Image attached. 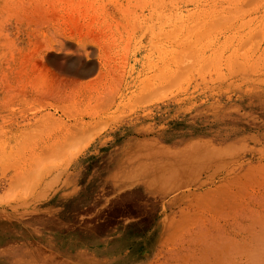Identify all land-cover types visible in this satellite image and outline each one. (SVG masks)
<instances>
[{
  "label": "rangeland",
  "instance_id": "obj_1",
  "mask_svg": "<svg viewBox=\"0 0 264 264\" xmlns=\"http://www.w3.org/2000/svg\"><path fill=\"white\" fill-rule=\"evenodd\" d=\"M127 7L0 0V264L113 263L109 255L138 263L155 210L125 175L144 148L118 134L167 101L174 138L220 152L213 168L264 155V0H172L170 89L148 92L147 58L137 90L100 112L103 83L90 80L123 53ZM70 59L75 70L93 65L73 91ZM261 167L252 162L240 173L255 168L258 179Z\"/></svg>",
  "mask_w": 264,
  "mask_h": 264
},
{
  "label": "bare ground",
  "instance_id": "obj_2",
  "mask_svg": "<svg viewBox=\"0 0 264 264\" xmlns=\"http://www.w3.org/2000/svg\"><path fill=\"white\" fill-rule=\"evenodd\" d=\"M126 13L123 53L110 69L99 65L90 80L103 83L101 97L96 100L100 112L117 108L128 94L137 90L138 77L140 71L143 72L140 69L149 62L153 72L145 80V85L151 89H145L146 92L158 89L156 92L160 93L163 86L164 91L170 89L166 87L172 80V0H128ZM44 40L53 43L47 36ZM145 59L148 62L142 63ZM75 65L70 59L67 71L76 77L69 79L71 91L78 86L77 78L93 71V65L87 62L80 64L77 70ZM82 124L86 126L85 122ZM118 138L144 148L142 159L136 155L139 156L134 157L137 162L129 163L125 175L131 180L136 178L129 185L141 186L145 194L152 197L155 218L147 233L150 244L141 253L138 263L135 258L128 260L109 255L113 263L108 264H264V172L254 180L251 171L255 168L240 173L243 166L252 162L262 168L264 155H238L224 166L213 168L210 163L221 157L220 152L194 145L183 148V141L174 138L169 101L163 111L129 121ZM247 184L248 188L242 187ZM21 264L37 262L28 260Z\"/></svg>",
  "mask_w": 264,
  "mask_h": 264
},
{
  "label": "crops",
  "instance_id": "obj_3",
  "mask_svg": "<svg viewBox=\"0 0 264 264\" xmlns=\"http://www.w3.org/2000/svg\"><path fill=\"white\" fill-rule=\"evenodd\" d=\"M35 262H37L36 260H34ZM15 262V261H14ZM38 264V263H37ZM56 264H63V263H56Z\"/></svg>",
  "mask_w": 264,
  "mask_h": 264
}]
</instances>
